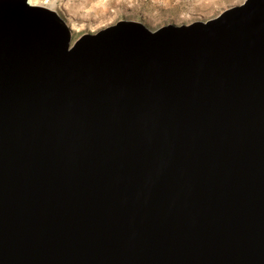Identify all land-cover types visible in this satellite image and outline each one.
Returning <instances> with one entry per match:
<instances>
[{
  "label": "water",
  "instance_id": "obj_1",
  "mask_svg": "<svg viewBox=\"0 0 264 264\" xmlns=\"http://www.w3.org/2000/svg\"><path fill=\"white\" fill-rule=\"evenodd\" d=\"M0 264H264V0L75 40L0 0Z\"/></svg>",
  "mask_w": 264,
  "mask_h": 264
},
{
  "label": "rangeland",
  "instance_id": "obj_2",
  "mask_svg": "<svg viewBox=\"0 0 264 264\" xmlns=\"http://www.w3.org/2000/svg\"><path fill=\"white\" fill-rule=\"evenodd\" d=\"M55 11L72 39L95 33L118 21H138L149 29L207 20L244 0H29Z\"/></svg>",
  "mask_w": 264,
  "mask_h": 264
}]
</instances>
